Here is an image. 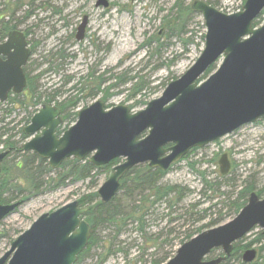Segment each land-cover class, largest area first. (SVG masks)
<instances>
[{"label": "water", "instance_id": "1", "mask_svg": "<svg viewBox=\"0 0 264 264\" xmlns=\"http://www.w3.org/2000/svg\"><path fill=\"white\" fill-rule=\"evenodd\" d=\"M101 2L109 4L108 0ZM191 5L204 18V49L160 97L135 112L124 104L106 108L102 99H96L78 111L77 122L60 136V111L45 104L23 129L29 137L23 150L47 159L53 169L68 158L88 159L95 166L122 159L111 168L98 190V196L107 203L135 166L147 163L150 168L166 171L192 148L205 147L264 118V20L254 27V21L264 11V0H246L242 10L232 14L206 0H193ZM86 24L84 20L79 27V39L84 37ZM30 55L21 31H12L0 44L1 102L8 99L10 92L20 94L27 87L24 66ZM221 57L217 70L199 82ZM8 153H0V171ZM219 165L222 174L230 171L228 154L220 157ZM20 204L21 201L4 204L0 200V222ZM88 210V206L74 200L41 215L12 242L10 250L0 257V264H75L91 238L92 227L85 219ZM257 226L264 233V198L254 191L235 218L185 241L164 264H220L232 256L234 243ZM216 248H221L223 255L207 258ZM257 256L258 250L252 247L243 252L242 259L251 263Z\"/></svg>", "mask_w": 264, "mask_h": 264}, {"label": "rangeland", "instance_id": "2", "mask_svg": "<svg viewBox=\"0 0 264 264\" xmlns=\"http://www.w3.org/2000/svg\"><path fill=\"white\" fill-rule=\"evenodd\" d=\"M7 0H0L4 3ZM30 0H23L22 6L18 9L17 16H25L28 9L25 3ZM48 1L49 5H43V10H38L36 15H32L26 20V25L22 24L23 29L30 33L32 48H35L28 64V70L32 75H37L47 69L46 58L51 52L64 49L70 56L64 61L63 66L58 72L46 73L37 84L39 91L54 93L60 90L61 94L58 101L66 97L75 95L73 86L79 75L93 71L96 76H103L108 79L113 75L127 72L129 76H142L148 88L144 91L141 99L151 101L161 96L164 86L171 81L181 77L198 59L204 49L203 35L206 33L204 18L201 13L195 12L187 27L182 29L184 32L179 36H168L169 30L164 24L166 16L174 15V5L178 0H108V8L97 6V0H42ZM216 7L227 14L236 13L242 10L243 0H212ZM40 3V2H38ZM192 3L188 0L187 4ZM41 5V3L39 4ZM61 9V13H55L54 8ZM84 15L89 16V26L85 39L78 43L74 39L76 25H78ZM262 16H260L261 18ZM51 18V19H50ZM171 18V17H170ZM263 17L261 19V23ZM54 23V24H53ZM69 23L70 26H64ZM47 25V26H46ZM46 26V27H45ZM56 30L58 35L52 36ZM186 33V34H185ZM191 39L188 43L185 40ZM222 59L217 61L215 68H218ZM72 76L73 79L65 83L66 78ZM110 80L106 85L115 83ZM129 84L110 91L107 104L115 106L119 104L133 105L137 98L130 99L128 88ZM87 98L79 104V109L92 104L97 98ZM52 104H56L53 102ZM42 105L31 107L28 111L18 108L12 113L6 112L10 105L5 102L0 106V127L8 128V135L20 139V129L27 123L29 112L37 111ZM143 108L137 105L134 111ZM77 120V118H76ZM76 120L64 122L62 130L75 124ZM27 139L23 140L22 144ZM5 150L0 145V151ZM226 153L232 164L231 174L226 179L236 178V187L244 185L248 177L253 178L256 191L262 190L264 198V118L254 123H248L241 128L226 135L205 147L196 148L190 151L183 161L177 163L168 170L163 178V182L170 184H181L188 186L193 192L186 197L178 206V213L166 216L167 210L164 206L160 207L158 220L151 224H156L147 228V232L160 234L161 239H169L171 243L166 244L160 250L149 249L148 254L141 256L144 241L134 227L119 236L123 241L125 251L119 252L108 257L102 264H141L146 261L151 262L152 258L160 256L163 251L176 253L182 241L186 238L189 229H195L206 222L210 217L216 218L217 212L227 207L219 205L217 208L209 210L207 218L201 219L193 226L198 215L190 217L186 211L192 204L200 202L194 208V213L200 214L202 210L217 202L216 199L208 200L200 192L202 190L201 180L197 170L209 174L213 179L220 173L219 164L215 165L211 161L218 154ZM20 156H12L9 161L18 160ZM195 163L192 167L189 163ZM53 175V174H50ZM107 173L98 177V189L107 179ZM89 180L78 183H68L64 187L54 190L47 189L46 186L41 193L31 195L30 198L22 203L14 212L8 215L0 223V257L10 250L12 242L26 230L43 214L55 211L64 204L78 200L83 194L90 190ZM222 191H232L229 188H222ZM204 215V214H203ZM234 216H228L224 223L231 220ZM222 224V223H221ZM150 226V225H149ZM261 228L253 230L243 240L246 244L256 238ZM112 233L110 229L101 232L100 236L104 240L107 235ZM118 239H116L118 241ZM112 241V240H111ZM108 243V242H107ZM257 248V245H253ZM95 248L84 259L82 264H97L99 255L106 252L104 247ZM258 249V248H257ZM140 252V254H139ZM96 253V256H95ZM127 254L128 257H127Z\"/></svg>", "mask_w": 264, "mask_h": 264}, {"label": "trees", "instance_id": "3", "mask_svg": "<svg viewBox=\"0 0 264 264\" xmlns=\"http://www.w3.org/2000/svg\"><path fill=\"white\" fill-rule=\"evenodd\" d=\"M187 1L188 0H178L173 7L175 10L174 15H170L171 18L169 16L164 18V24L170 33L168 35L169 37L179 36L183 33L184 31L182 29L187 27L188 23L191 21L192 15H194L195 11L191 3L187 4ZM207 1L214 6L216 5L212 0ZM245 1L246 0H243V4ZM21 6L22 0H7L4 3H0V41H3L7 37L9 31L17 28L14 22V14L16 15V12ZM9 16L10 18L8 19L7 17ZM261 19L262 17H259L254 22V25L258 26L261 24ZM202 38L204 39V35ZM190 40L191 39L185 40L184 43L186 44ZM69 56L70 54H66L62 49L56 50L55 52H51L46 58L45 62L48 66L47 69H44L37 75H32L30 71L26 69L28 79L27 88L21 94H11L9 96L6 102L10 105V108H8L6 112L12 113L16 109L22 107L25 111H28L31 107L55 102V105L60 109L63 115L64 122L75 121L77 118V111L74 110L78 108L82 100L96 98L99 94H103L101 97L102 100L106 103L107 107H111L107 104L108 97L111 96L110 91L127 84L130 85L128 88L130 92L129 98L134 99L138 96L140 97L133 105H130L131 108L133 109L137 105L145 106L147 104V99H141L145 96L143 93L148 88L144 77L129 76L127 72L113 75L108 79H104L103 76H96L93 71L79 75L74 79L76 82L73 86V90L76 94L60 101L57 100L61 94L60 90L53 91V94L39 91L40 86L37 82L46 72H58ZM214 68L215 65L211 66L200 80L204 79ZM72 79V76L66 78L65 83L70 82ZM113 79L116 80L115 83L106 85L108 81ZM166 85L167 84H163L164 88ZM1 104L3 105L4 103H0V106ZM35 112L36 111L29 112L26 120L27 124L30 122ZM0 122H4V119H0ZM5 126L0 127V145H3L5 150H9V154L4 159L0 171V199L3 203H11L17 200H22V203H24L31 195L41 193L44 186H46L47 189L54 190L64 187L68 183H78L86 180L90 181V190L83 194L78 200L80 205L90 207L85 218L92 227L91 238L88 246L79 255L75 264H82L88 254L95 248H100L99 246L104 247L106 252L99 255L97 264H102L108 257L125 251L122 246L123 241H120L118 238L130 227H134V229L140 233L144 241L141 256L148 254L149 249L160 250L166 244L171 243L169 239L159 242L161 239L160 234L147 232V228L156 225L151 224V221L155 223L158 220V213L161 206L165 207L166 205V216L170 217L169 220L172 221L171 215L178 213L177 206L193 191L186 185L163 182L162 180L168 171H163L159 168H150L147 164L138 165L132 168L123 178L120 193L111 202L103 203L98 197L97 189L91 188H97L98 177L103 173L108 174L110 168L119 162L118 159L112 161L109 165L95 166L88 160L80 161L75 158H69L65 160L59 168L54 170L50 167L46 159L40 158L33 152L23 151L22 142L27 138L23 133V128L20 129V139H17L12 135H8L9 130ZM61 132L62 129H60L59 133ZM193 151L194 149L192 152ZM12 156L20 157L18 160H12L10 162L9 159ZM218 156L217 154L211 161L215 165L218 164ZM189 164L195 167L194 162ZM197 172L202 185L200 193L206 196L208 200L211 201L216 199L217 202L203 209L201 214L200 211H198V213L193 212L194 208L200 205V202L192 204L186 213L189 214L190 217L198 215L197 219L195 221L193 220V226L201 219L207 218L208 211L217 208L219 205L227 207L228 210L224 213L221 209L217 212L216 218L210 217L205 224L192 230L189 229L182 243L203 230L220 225L224 222L226 217L237 215L247 204L251 193L256 191L253 178L250 177H248L244 185L237 188L235 177L226 179L231 172L227 175L218 174L213 179L209 174H206V172L201 170H197ZM222 188H229L232 191H222ZM256 192L260 196L263 195L262 190ZM106 229H110L111 232L115 234L111 237L110 233L105 237L107 240H104L100 234ZM245 238L246 237L235 243L232 256L221 264H264V233L259 231L256 238L246 244H242ZM116 239H118V241ZM253 245H257L258 248L257 260L253 263H244L242 261V252ZM219 254H222L221 251L216 249L212 252L211 257H215ZM128 255L129 254H127V257ZM173 255L174 254L170 251H163L160 256L152 258L149 264H164ZM141 264H147V262L144 261L141 262Z\"/></svg>", "mask_w": 264, "mask_h": 264}, {"label": "flooded vegetation", "instance_id": "4", "mask_svg": "<svg viewBox=\"0 0 264 264\" xmlns=\"http://www.w3.org/2000/svg\"><path fill=\"white\" fill-rule=\"evenodd\" d=\"M23 1V0H22ZM38 2H40L41 3V5H39L40 3H38ZM22 4H23V2H22ZM25 5L27 6V10L25 11V16H22V17H18L17 16V13H18V11L16 12V15L14 14V22H15V24L17 25V28H15V29H13V30H11V31H9V34L12 32V31H21V32H23L24 34H25V36H26V39H27V41H28V45H29V48H30V50H31V55H30V57H29V59H28V62H27V64L24 66V71H25V74H26V76H27V72H26V69L28 70V64H29V60H30V58H31V56L34 54V50H35V48L38 46V44H37V46L35 47V48H32V45H31V42H30V33H29V31L27 30V29H23L22 28V24L23 25H26V20L28 19V18H30L32 15H36V12L40 9V10H43L44 8H43V5H49V3H48V1H46V2H43L42 0H30V1H28L27 3H25ZM96 5L99 7V6H103V7H105V8H108L109 7V5L110 4H108L107 6L106 5H104V3L103 2H101V0H97V2H96ZM54 12L55 13H61L62 12V10L60 9H58L57 7L56 8H54ZM8 19L10 18V16L9 17H7ZM51 19V18H50ZM7 20V19H6ZM84 20H86V22H87V24H86V27H85V33H84V37L82 38V39H79L78 37H77V35L79 34V27L81 26V24L84 22ZM89 22H90V20H89V16L88 15H84L83 16V19H82V21L78 24V25H76V30H75V33H74V39H75V41L76 42H78V43H82V41L85 39V36H86V32H87V28H88V26H89ZM54 24V23H53ZM47 26V25H46ZM45 26V27H46ZM64 26H70L69 25V23H66ZM58 32L56 31V30H54L53 32H52V36L54 37V35H56ZM9 34L7 35V37L3 40V41H0V44L1 43H3L4 41H6L7 40V38H8V36H9ZM58 35V34H57ZM29 71V70H28ZM49 72H52V71H49ZM49 72H46V73H49ZM45 73V74H46ZM44 74V75H45ZM43 75V76H44ZM27 88V87H26ZM26 90V89H25ZM10 95V94H9ZM100 99H102V98H100ZM54 105V104H53ZM59 109V108H58ZM59 111H60V109H59ZM60 114H61V116L63 117V115H62V113H61V111H60ZM77 116H78V110H77ZM64 123V119H63V122L61 123V125ZM59 126V128H58V133H59V131H60V129H62L61 127L62 126ZM68 128V127H67ZM67 128H65V129H67ZM64 129V130H65ZM27 139H29V137L27 138ZM22 149H23V147H22ZM24 151V150H23ZM9 154V153H8ZM119 160V162L117 163V164H120L121 162H122V159H118ZM117 164H115V165H117ZM2 165H3V163H2ZM114 165V166H115ZM176 165V164H175ZM113 167V166H112ZM111 167V168H112ZM110 168V169H111ZM231 169H232V165H231ZM109 172H110V170H109ZM109 172H108V174H109ZM125 177V176H124ZM123 177V178H124ZM123 178H122V180H123ZM122 180H121V186H122ZM98 190H99V188L97 189V194H98ZM120 191H121V187H120V190H119V192L116 194V196L120 193ZM115 196V197H116ZM99 197V196H98ZM114 197V198H115ZM113 198V199H114ZM99 199L102 201V199L99 197ZM112 199V200H113ZM111 200V201H112ZM79 201V200H78ZM111 201H109V202H111ZM103 202V201H102ZM104 203V202H103ZM108 203V202H107ZM4 204H10V203H4ZM79 205H80V203H79ZM80 206H82V205H80ZM89 207V206H88ZM89 209H90V207H89ZM89 211V210H88Z\"/></svg>", "mask_w": 264, "mask_h": 264}, {"label": "bare ground", "instance_id": "5", "mask_svg": "<svg viewBox=\"0 0 264 264\" xmlns=\"http://www.w3.org/2000/svg\"><path fill=\"white\" fill-rule=\"evenodd\" d=\"M63 51H65L64 49H62Z\"/></svg>", "mask_w": 264, "mask_h": 264}]
</instances>
